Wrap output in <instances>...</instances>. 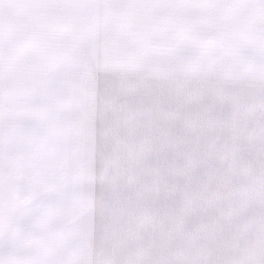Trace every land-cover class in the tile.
<instances>
[{
  "label": "clouds",
  "instance_id": "9594fccd",
  "mask_svg": "<svg viewBox=\"0 0 264 264\" xmlns=\"http://www.w3.org/2000/svg\"><path fill=\"white\" fill-rule=\"evenodd\" d=\"M0 264H264V0H0Z\"/></svg>",
  "mask_w": 264,
  "mask_h": 264
},
{
  "label": "snow or ice",
  "instance_id": "6c2138e0",
  "mask_svg": "<svg viewBox=\"0 0 264 264\" xmlns=\"http://www.w3.org/2000/svg\"><path fill=\"white\" fill-rule=\"evenodd\" d=\"M102 86V85H99ZM85 143V149L81 153L80 156V168H81V177H82V183L84 185L85 190H87L88 187V177H89V170L91 165V154L88 149L89 144V136L86 134L84 138ZM88 198L87 195L81 198V200L74 202L69 209V212L72 215H77L80 213H87L88 212Z\"/></svg>",
  "mask_w": 264,
  "mask_h": 264
}]
</instances>
